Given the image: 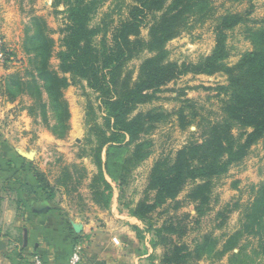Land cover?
Instances as JSON below:
<instances>
[{
  "label": "trees",
  "instance_id": "1",
  "mask_svg": "<svg viewBox=\"0 0 264 264\" xmlns=\"http://www.w3.org/2000/svg\"><path fill=\"white\" fill-rule=\"evenodd\" d=\"M55 1L57 4L65 3L68 13V23L61 29L64 34L62 48L56 52L62 74L51 64L56 45L51 29L44 17L34 16L35 32L27 36L32 49L25 47L27 52L34 53L30 60L32 69L26 71L27 78L20 72L2 77L0 96L14 103L26 93L37 101H42L45 94L56 118L52 132L62 138L70 129L71 112L64 91L73 84L71 78L73 81L76 77L86 79L94 90L102 91L111 109L107 117V128L111 132L108 135L99 124L93 125L99 142L92 147L91 155L98 172L91 177L90 189L92 200L103 209L109 208L113 194V185L106 176L119 182L120 187L129 184L133 170L149 155L147 142H138L140 134L151 130L154 127L151 122L159 120L153 111L138 113L134 117H129V114L138 105L157 99L162 86L181 76L218 72L228 75V85L218 87L226 95L222 107L224 119L203 130L205 139L202 142H189L173 158H159L149 173L146 188L149 194L129 211L139 220L149 219L151 214L168 203L178 205L177 197L191 185L186 198L195 204L196 220L200 221L211 210L215 180L246 158L255 144L262 141L264 147V17L258 27L248 28L253 48L245 52L235 65L229 66L225 62L230 54L228 31L250 22L254 5L245 12H230L219 17L215 27L216 44L210 55L198 63H178L166 60L167 42L190 28L191 20L196 23L211 17V0H136L129 17L115 28L112 44L103 48L95 45L98 31L90 24L96 0ZM148 26L149 35L144 38L141 28ZM145 51L153 55L143 60L134 78L126 65ZM183 111L182 108L180 120L181 126L185 127L190 121ZM111 118H114L113 123ZM192 118H196V112ZM235 125L241 129L238 134L233 131ZM128 136L130 140L126 141ZM132 144L134 148L131 150ZM72 173L66 169L64 181L58 182L57 186L66 190L65 181H71ZM36 176L40 193H44L51 184L44 172L36 171ZM167 210L165 208L163 212ZM219 215L223 217L222 225L227 215L222 212ZM171 220H165L161 227L155 228L157 241L153 245L165 247L162 264H187L192 259L209 256L208 253L216 248L218 241L211 234L193 248L181 242L179 239L186 231L179 229V225ZM171 234H179V237L173 238ZM245 235L258 236L257 248L264 255V184L243 214L241 227L227 238L220 255L238 248L231 261L239 259L246 249L244 244H240Z\"/></svg>",
  "mask_w": 264,
  "mask_h": 264
},
{
  "label": "rangeland",
  "instance_id": "2",
  "mask_svg": "<svg viewBox=\"0 0 264 264\" xmlns=\"http://www.w3.org/2000/svg\"><path fill=\"white\" fill-rule=\"evenodd\" d=\"M96 3L90 24L98 31L95 36V45L103 48L112 44L115 28L129 17L130 8L135 5L136 0H96ZM211 3L213 6L211 17L196 23L191 20L190 28L167 42L166 60L198 63L211 54L216 44L215 27L219 17L230 12H245L251 5H254L253 12L249 16L251 21L241 23L228 31L227 45L230 54L225 62L233 66L245 52L253 48L247 30L250 27L259 26V21L264 17V0H211ZM1 5L8 17L5 20L7 35L1 34L0 31L5 40L6 71L10 70L5 72L6 75L20 72L27 78L26 71L32 69L33 64L30 60L34 57V53L27 52L25 47L32 49L27 36L35 32L34 16L44 17L51 29L50 34L56 41L51 64L62 74L56 52L62 48L64 34L61 29L68 23L67 5L57 4L55 0H1ZM150 19L151 15L148 16V20ZM148 35L149 26L142 27L141 36L148 38ZM151 55L153 54L145 51L138 58L127 63L126 67L133 72L134 78L143 60ZM71 81L73 84L64 91L71 112L70 129L62 138L52 132V127L56 125V118L45 94L42 101H37L28 93L19 96V99L12 104H6L4 98L0 99V108L3 110L0 114V158L9 159L3 160L0 166L4 168L12 166L10 157L14 153L17 154L13 146L19 144V138H22L24 151L26 155L32 157L34 163L32 169L35 172H44L51 184L48 190L42 192V197L49 201L45 205L49 204L53 209L59 208L60 204L64 205L59 209L60 212L67 208L70 213L79 210L81 214L87 216V219H98L96 222L102 225L100 223L103 221L100 218L102 212L91 204V177L98 172L91 154L92 147L99 142L93 125L99 124L102 129L107 130L109 135L111 130L107 128V117L111 109L102 91L94 90L86 79L76 77L74 81L71 78ZM228 83V75L223 72L213 75L187 74L162 86V91L157 93V99L138 105L129 114V117H134L138 113L153 111L157 113L156 117L159 120L151 122L154 125L151 130L140 134L138 142H147L146 151H149V155L140 166L133 170L129 184L120 187L119 182L106 176L113 185L110 204L117 206L121 212L120 216L136 218L129 211L139 200L149 194L146 191L149 173L159 158L166 156L173 158L176 152L189 142L195 140L202 142L205 139L203 130L212 123L224 119L222 107L226 95L218 87ZM29 108L34 110L30 111ZM182 108L183 114L190 121L185 127L181 126L180 120ZM195 112L196 118L193 119L192 115ZM19 120L25 124L22 128L27 127V121L30 128L27 130L21 128L20 131ZM111 122H114V118H111ZM233 131L238 134L241 129L235 125ZM128 140H130L129 136L126 141ZM106 148L107 146L103 150V157H105ZM133 148L134 144L130 146L131 150ZM29 160L26 159L27 164ZM66 169L73 172V178L71 181H65L68 187L65 190L57 186V183L64 181ZM262 184H264V147L263 142L260 141L251 148L246 158L231 166L227 174L215 180L211 210L200 221L196 220L195 204L186 198L191 188V185H188L177 197L176 200L180 201L178 205L174 202L168 203L164 208L151 214L149 219L136 218L134 224L130 225L136 239L134 248L128 243L129 247L126 250L122 241L119 244L120 242L113 240L118 244H114L116 251L120 253L119 256H115V251H112L114 255L110 254L109 258H116V261L121 264H162L165 247L153 245L154 241H157L155 228L161 227L165 220L172 218L171 221L179 225V229L186 231L179 240L189 244L191 248L209 234L218 241L216 248L208 253L209 256L192 259L187 264H264V255L259 253L258 236L255 235H245L241 238L240 244H244L246 249L239 259L231 261L232 254L238 252V248L220 255L227 238L241 227L243 214L255 199ZM165 208L168 210L163 212ZM221 212L227 215L222 225L220 223L223 217L219 215ZM128 219L126 221L130 224ZM171 235L173 238L179 237V234ZM85 236H79L77 240L85 251V264H91L94 256L100 255V251L92 250L94 249L93 241ZM88 250L95 251V254L90 257L91 251ZM127 252L129 255L124 254Z\"/></svg>",
  "mask_w": 264,
  "mask_h": 264
},
{
  "label": "crops",
  "instance_id": "3",
  "mask_svg": "<svg viewBox=\"0 0 264 264\" xmlns=\"http://www.w3.org/2000/svg\"><path fill=\"white\" fill-rule=\"evenodd\" d=\"M6 19L7 13L0 0V31L3 35H7L8 31ZM6 64L0 65V79L6 76L5 72L10 71H6ZM2 112L0 108V114ZM24 125L19 120L20 131ZM28 128L30 125L27 121V127L22 130ZM22 141L19 138V144L13 146L17 154L10 157L12 166H0V264H35L36 258L41 259L43 264H71L72 251L79 245L77 238L85 235L93 241L92 250L100 251V255L94 256L91 264H121L116 258H109L110 254L119 256L120 253L116 251L113 240L120 242L119 244L123 242L126 250L128 243L134 248L136 239L130 225L134 224L136 218L120 216L121 212L113 204L103 209L92 200L91 204L102 212L100 218L103 221L99 225L96 222L98 219H87L79 210L70 213L67 208L60 212L59 209L64 205L60 204L57 209L51 208L49 204L45 205L49 201L40 193L36 172L32 169L34 163L26 157ZM3 160L9 159L0 158V164ZM75 226H80L82 230L77 233ZM94 254L95 251L89 252L90 257ZM124 254L129 255V252ZM85 262L86 260L82 264Z\"/></svg>",
  "mask_w": 264,
  "mask_h": 264
},
{
  "label": "built area",
  "instance_id": "4",
  "mask_svg": "<svg viewBox=\"0 0 264 264\" xmlns=\"http://www.w3.org/2000/svg\"><path fill=\"white\" fill-rule=\"evenodd\" d=\"M5 40L3 39V36L0 34V65H3L5 63ZM85 251L80 245H77L74 247L71 257H70V263L71 264H82L86 258H85ZM35 264H43L42 260L39 258L35 259Z\"/></svg>",
  "mask_w": 264,
  "mask_h": 264
},
{
  "label": "water",
  "instance_id": "5",
  "mask_svg": "<svg viewBox=\"0 0 264 264\" xmlns=\"http://www.w3.org/2000/svg\"><path fill=\"white\" fill-rule=\"evenodd\" d=\"M26 157H28L29 159H31L32 157L30 155H26ZM82 230V228L80 226H75V231L77 233H79Z\"/></svg>",
  "mask_w": 264,
  "mask_h": 264
}]
</instances>
